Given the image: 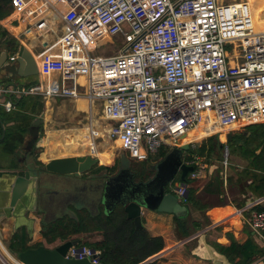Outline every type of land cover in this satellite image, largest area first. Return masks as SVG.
Segmentation results:
<instances>
[{
    "label": "built area",
    "instance_id": "obj_1",
    "mask_svg": "<svg viewBox=\"0 0 264 264\" xmlns=\"http://www.w3.org/2000/svg\"><path fill=\"white\" fill-rule=\"evenodd\" d=\"M58 1L61 10L51 0L9 2L26 35L61 28L45 48L44 81L0 87L6 112L12 98L26 96L100 102L109 139L136 162L155 157L162 145L173 147L205 119L219 128L264 123V30L255 27L253 1ZM104 36L121 37L123 50L90 52L87 41ZM190 164L204 169L197 158ZM175 194L186 203V185ZM249 227L264 240V212H253ZM99 254L71 246L65 258L100 264Z\"/></svg>",
    "mask_w": 264,
    "mask_h": 264
},
{
    "label": "crops",
    "instance_id": "obj_2",
    "mask_svg": "<svg viewBox=\"0 0 264 264\" xmlns=\"http://www.w3.org/2000/svg\"><path fill=\"white\" fill-rule=\"evenodd\" d=\"M9 10L12 11L10 5ZM15 16L18 20L16 25H12L9 21L10 18L7 19L6 16L0 20V28L6 32L5 39H8V43L3 42L4 39H0V55L2 51H5L8 60L11 57L16 58L20 48L26 46L37 61L38 74L35 76L36 80L34 82L22 86L36 85L45 79L41 74L40 64L46 54L45 48L53 46L61 25L58 23L53 32L26 35V26L19 21L17 15ZM11 41L16 43L15 51H12V43H9ZM53 78H56V74L53 75ZM0 82L7 81L0 76ZM38 98L41 99L39 100V108L43 101L49 104L56 101L51 97ZM21 99L23 100V98H12L14 108L9 112H6L0 104L2 117V121H0V244L7 245V250L12 254L15 252L11 250V247L20 250L23 247L35 249V246L43 245L49 249L45 245L48 243L42 236L43 224L41 221L43 215L35 211L25 212L23 215V202H20L15 208L10 207L11 192L15 179L22 175L24 170L22 165L29 161L28 154L26 153L25 157L20 150L21 146L24 145V148L27 143L29 144L31 137L27 129L32 120L37 117L42 120L40 140L34 145L37 154L33 162L35 165H45L55 159L91 156L98 159L96 168L100 172L106 171L103 169L106 164L101 162V158L99 159L97 154L94 155L90 152L92 147L88 150L89 146H86L85 143H83L84 145L82 143L78 144L72 136L71 139L62 138L57 131H45L43 128L44 113L38 115L36 112L41 111V109H35V107L32 110L23 111L20 108ZM81 99H79L82 101L80 107L83 112H86L89 124L81 129L80 133L83 135V132L86 134L92 130L98 133L96 130L101 129L103 131V124L107 123L106 133L108 140H110L108 135L109 123L102 116V104L100 102H88L85 98ZM19 101L21 102L19 103ZM36 114L38 116H35ZM261 125H264V123L231 128H219L215 125L211 135L207 134L206 137L196 139L191 144L192 150L202 147L208 155L211 154L209 146H212V156L215 159L209 161L205 157L196 155L195 158H197L200 166L204 168L203 171L199 170L197 165L190 164L192 159H186V165L193 168V173L198 174L196 178L192 179L190 178L192 172H188L187 178L189 177L190 183H185L186 179L184 181L186 195L189 194V191L192 192V201L188 204H185L181 199L179 200L187 208L186 216L176 217L147 209L141 210V224L144 231L150 237L162 238L164 244L159 253L148 258L153 259L148 263L233 264L221 253L220 248L229 247L232 243L243 245L249 241L264 250V240H261L249 227L252 213L264 212V131H259L260 138L254 139L244 147H242L243 139L241 137L248 138L251 134L248 128ZM230 134L231 141L227 142V137ZM5 137V141H3ZM234 137L238 141L236 149L239 150L241 146L242 151L239 150L233 153L232 156L235 160L231 164V172H228L227 168H222L221 164H218L217 157L226 149L229 157L231 156L232 152H229L228 146L233 142ZM251 149L254 150L255 156H260L256 159L252 157L246 160L241 153L249 155ZM158 154L151 159L150 165L161 158ZM101 164L104 166L102 167ZM87 175L92 174L87 173L82 175L81 178H87ZM181 184L177 187L182 186ZM173 194H175V191ZM69 208L74 213L73 207L70 206ZM101 208L103 209L100 205L99 212ZM13 236H16L17 239L14 240ZM93 240H97V238L95 237ZM52 244L54 247L50 249L59 246L62 242L58 240ZM258 258H263L264 263V255ZM238 260L237 258L235 263ZM4 262L8 264L6 260Z\"/></svg>",
    "mask_w": 264,
    "mask_h": 264
},
{
    "label": "water",
    "instance_id": "obj_3",
    "mask_svg": "<svg viewBox=\"0 0 264 264\" xmlns=\"http://www.w3.org/2000/svg\"><path fill=\"white\" fill-rule=\"evenodd\" d=\"M37 74V61L26 46L20 48L17 57L12 62L8 61L7 53L5 51L1 52L0 76L3 77V80L9 81L10 79L17 77L27 78L30 76H36ZM41 124L42 120L40 117H37L32 120L27 129L28 134L31 137L27 148V158H29V161L22 165L24 169L22 175L15 179L11 192L10 207L15 208L20 202H23V215L25 212L30 211L41 213L43 215L41 223L43 225H49L65 216L71 218L74 217V213L72 212V215H65L45 224L43 220L44 216L47 215L46 213L48 211L56 208L59 205L60 200L64 199V197L83 198L86 194L83 185L87 182L94 181L99 177L100 179H108L106 186L108 191L109 183L114 181L117 175L130 169V160L124 153H120L118 155L119 171L116 176H108L107 171H103L105 173L102 175L92 174L83 179L81 178L82 175L87 174L91 168L98 163L97 158H92L91 156L62 158L51 160L45 165H35L33 162L37 157V154L31 153V150L33 147L35 148V142L40 140L42 130L40 127ZM194 130L178 138L174 142L173 147L177 150L188 151L191 144L196 141V138L187 139L192 136ZM230 141L231 134L227 137V142ZM157 168L158 167H156V169ZM179 169L181 172L180 179L183 181L181 185H185V176L188 172H192L193 168L186 164H182ZM62 180H68L69 183H62ZM143 184V189L134 194L127 195L123 192L117 191L120 201L114 204V207L109 210L103 208L104 213L109 214L114 210L116 205H121L127 218L133 221L134 227L137 230H144L141 224L142 209L171 214L176 217L186 216L187 208L180 203V199L175 194L165 191L164 186L156 184L151 180L144 182ZM186 197L187 195L185 194L184 198ZM99 213L95 215L89 213V215L95 217ZM75 245V241L65 242L53 249H48L43 245H40L35 249L13 253V255L18 260L19 264H93L91 259L77 260L65 258L69 248ZM92 252H94L93 249ZM151 260L153 259H148L142 264H146Z\"/></svg>",
    "mask_w": 264,
    "mask_h": 264
},
{
    "label": "rangeland",
    "instance_id": "obj_4",
    "mask_svg": "<svg viewBox=\"0 0 264 264\" xmlns=\"http://www.w3.org/2000/svg\"><path fill=\"white\" fill-rule=\"evenodd\" d=\"M51 2L61 10L62 4L58 0H51ZM252 7L254 14L256 12L258 14H263L264 0H255L252 3ZM6 14L7 19L10 18V23L12 25H16L18 20L14 13L9 10ZM261 30H264V24H262ZM87 43L90 52H92L94 55L99 56H113L121 52L124 48L123 39L119 36H104L95 42L87 41ZM35 80V76L27 78L17 77L10 79L7 82H0V87H5L8 84H15L16 86L20 87L22 85L30 84ZM38 97H23L20 108L23 111L32 110L34 107L35 109H38L39 100H41ZM54 99L56 101L51 102V104L43 101V103L40 104L39 108L41 109V111L36 112L38 115H43L44 113L43 128L45 129V131H57L58 133H60V136L62 138L71 139L72 136L78 144L85 143L86 146H89L88 150L92 147V149H90V152H92L94 155L97 154V156L101 158L102 163L105 164L108 161L111 166H114V169L112 172H110V174H115L118 169L117 164L119 147L118 143L108 140L106 133L108 129V125L106 126L107 123L103 124V131H101V129H98L96 130L98 131V133H96L92 130L90 132L88 131V133L86 134L83 132L82 135L80 133L81 129L85 128L86 125L89 124V120L88 118H86V112H83V109H81L80 107L82 99L79 101H74L66 97H55ZM37 114L35 116H38ZM72 132H74V134H72ZM237 142V139L234 137L233 142H231L228 146L232 151L230 157L228 155V151L226 155L227 157L225 156L224 151L221 152V155L219 157H217L218 164L220 163L222 168H227L228 172H231V164H233V160H235V158H233L232 156L233 153L239 151L236 149ZM23 146H21L20 151H22V153L26 157ZM209 147V151L211 152L210 155L198 149L181 151L175 149L174 147L162 145L159 152L160 154L164 153L163 159H157V161L152 163V165L149 164L152 162V158L147 162H136L130 160V169L128 171L122 172L120 175L116 174L117 177L114 179V181L109 183L108 191L106 189L108 181L107 178L100 179L99 177L94 181L87 182L83 185L86 193L83 198L64 197V199L60 200L59 205L56 208L51 209L46 213L47 215L44 216L43 220L45 224H47L65 215H72V211L70 210L69 206L75 209H86L92 215L99 213L100 205H102L103 208L109 210L114 207V204L120 201L117 191L130 195L143 189L144 184L135 183L132 179L133 176H136L140 179L149 178V180L154 181L156 184H161L162 186H164L165 191L173 193L177 186L182 183L180 179L181 173L179 168L180 165L187 163V158H190V160H194L197 155L199 157H205L209 161L215 159L213 158L214 156H212V146ZM96 165H94L88 173H91L93 175L104 174L105 172H100L99 169L96 168ZM101 165L102 167L104 166L103 164ZM156 167L158 168L156 169ZM187 182L190 183L189 177L187 178ZM62 183L69 182L68 180H62ZM95 237L96 234L88 236V238H90L91 240H93ZM45 245H47L49 249L54 247L53 244ZM1 257L6 260L8 264H19L15 256L7 250V245L5 244H0V264H5L4 260Z\"/></svg>",
    "mask_w": 264,
    "mask_h": 264
},
{
    "label": "trees",
    "instance_id": "obj_5",
    "mask_svg": "<svg viewBox=\"0 0 264 264\" xmlns=\"http://www.w3.org/2000/svg\"><path fill=\"white\" fill-rule=\"evenodd\" d=\"M9 2L10 0H0V20L7 15L6 13L9 11ZM5 37L6 32L0 28V39H4L3 42L8 43V39H5ZM9 43H12V51H15L16 43L12 41ZM20 102L21 101H19V103ZM0 121H2L1 114ZM213 130L214 125L211 126L207 134L211 135ZM248 131L251 133L248 138L241 136L243 139L242 147L251 143L254 139L256 140V138L259 139L261 135H259L258 132L264 131V125L249 127ZM5 139L6 137L3 141H5ZM242 147L240 146L239 150H241ZM189 150H191V146ZM198 150L205 152V149L202 147ZM228 150L229 152L231 151L229 147ZM241 154L244 155L246 160L252 157L256 159V157L260 156H255L254 150L252 149L248 153L249 155L243 152ZM159 155V157L162 158L164 153ZM105 164L106 166L103 167V169L112 172L114 166H111L108 161ZM117 165H119V163ZM187 175L185 176V183H187ZM252 176H254V174H252ZM133 180L135 182L144 183L149 181V178L140 179L133 176ZM191 194L192 192L189 191V194H187L185 198V204L192 201ZM95 234L97 240L88 238V236ZM42 236L48 244H52L58 240L62 242V244L68 241H75V246H86L98 251L100 253V264H141L148 258L159 253L164 246L162 238L150 237L146 231L135 229L133 221L127 218L121 205H116L114 210L109 214H105L101 208L100 213L95 217L89 215L86 210H75L73 218L65 216L49 225H43ZM13 239L16 240L17 237L13 236ZM38 246L40 245L35 246V248ZM11 250L15 253H20L28 250V248L23 247L20 250H16L11 247ZM220 251L233 264H250L258 257H263L264 255V250H261L252 241L243 245L232 243L229 247L220 248ZM237 258L239 260L235 263ZM154 263L155 262H151L148 264Z\"/></svg>",
    "mask_w": 264,
    "mask_h": 264
},
{
    "label": "bare ground",
    "instance_id": "obj_6",
    "mask_svg": "<svg viewBox=\"0 0 264 264\" xmlns=\"http://www.w3.org/2000/svg\"><path fill=\"white\" fill-rule=\"evenodd\" d=\"M251 1H255V0H251ZM256 5V3H255ZM264 13L263 14H258L257 12L254 14V22H255V27L256 29H261L262 28V24L264 23ZM49 120V119H48ZM214 124V122L212 120H208L205 119L202 122H200V124L198 125L197 128H195V130L193 131L192 136H190L187 139H192V138H204L206 137L207 133L209 132L211 126ZM195 139V140H196ZM100 159V158H99ZM101 160V159H100ZM16 261V260H15Z\"/></svg>",
    "mask_w": 264,
    "mask_h": 264
},
{
    "label": "flooded vegetation",
    "instance_id": "obj_7",
    "mask_svg": "<svg viewBox=\"0 0 264 264\" xmlns=\"http://www.w3.org/2000/svg\"><path fill=\"white\" fill-rule=\"evenodd\" d=\"M41 126H42V125H41ZM41 126H40V127H41ZM36 142H37V141H36ZM36 142H35V143H36ZM27 148H28V143H27L26 146L23 148V149H24V152L28 154ZM29 152H30V151H29ZM35 152H36V151H35V148L33 147L32 150H31V153H35ZM118 171H119V165H118L117 172H116L115 174L111 175L110 173L107 172V175H108V176H114V175H116V174L118 173ZM88 176H89V175H87L86 177H88ZM136 183H138V182H136Z\"/></svg>",
    "mask_w": 264,
    "mask_h": 264
}]
</instances>
